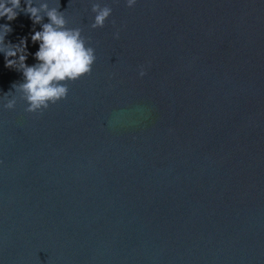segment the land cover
I'll return each instance as SVG.
<instances>
[{
    "label": "water",
    "instance_id": "95a60500",
    "mask_svg": "<svg viewBox=\"0 0 264 264\" xmlns=\"http://www.w3.org/2000/svg\"><path fill=\"white\" fill-rule=\"evenodd\" d=\"M59 10L96 61L42 113L0 108V264H264V0ZM20 81L0 54V95Z\"/></svg>",
    "mask_w": 264,
    "mask_h": 264
},
{
    "label": "clouds",
    "instance_id": "9594fccd",
    "mask_svg": "<svg viewBox=\"0 0 264 264\" xmlns=\"http://www.w3.org/2000/svg\"><path fill=\"white\" fill-rule=\"evenodd\" d=\"M125 3L132 8L137 0H125ZM59 9L60 0L54 4L51 0H0V20L6 21L0 23V54L6 68L22 74V81L14 82L8 92L0 95V108L13 110L19 99L25 102L26 112L42 113L67 98L69 82L91 73L96 61L95 49L82 35L81 28L67 26L65 11ZM91 12L94 16L90 27L103 28L112 8L92 2ZM22 13L32 21L30 40L38 44L34 53L29 52L28 36L20 37L17 43L6 39L13 31L10 22ZM36 25L40 26L39 30ZM119 36V30L113 33L114 39ZM30 55L35 60L31 65L26 63ZM146 74L145 66L141 65L138 76L143 78Z\"/></svg>",
    "mask_w": 264,
    "mask_h": 264
}]
</instances>
